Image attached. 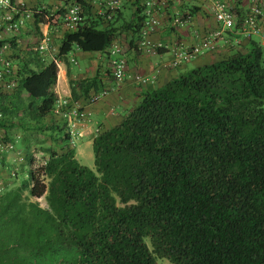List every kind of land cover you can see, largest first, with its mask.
<instances>
[{"label":"trees","instance_id":"16d2710c","mask_svg":"<svg viewBox=\"0 0 264 264\" xmlns=\"http://www.w3.org/2000/svg\"><path fill=\"white\" fill-rule=\"evenodd\" d=\"M78 3L85 20L65 33L59 58L77 48L109 60V48L125 30L130 47H138L140 8L118 27L122 11L112 24L86 1ZM48 13L36 14L34 26ZM222 41L229 43L224 36ZM5 43L19 63L0 82V140L14 144L20 158L7 163L9 153L0 152V264H160L159 258L171 264H264L259 42L252 40L248 53H227L144 92L121 122L96 134L94 170L79 162L70 125L57 114L58 61L48 62L36 50L23 53L17 37L1 39L0 47ZM98 84L96 78L86 83L83 100L90 101ZM21 112L30 124L17 136ZM37 134L50 142L42 145L45 163L32 169ZM20 164L29 173L12 187ZM42 197L48 208L32 201Z\"/></svg>","mask_w":264,"mask_h":264},{"label":"built area","instance_id":"2783aa9c","mask_svg":"<svg viewBox=\"0 0 264 264\" xmlns=\"http://www.w3.org/2000/svg\"><path fill=\"white\" fill-rule=\"evenodd\" d=\"M99 4L95 12L104 20L111 21L114 14L121 9L124 0H98ZM248 12L244 17H239L235 12V8L226 0H136V10L141 9L140 16L143 17L142 39L138 43V50L147 52L151 55H158L160 49L168 48L161 42H153L149 39L152 33L163 27V15L168 10L171 11L168 17V23L174 29H182L188 27L193 21L191 6L195 5L208 14L213 15L218 24V29L214 30L203 39L198 45L186 46L183 43H177L172 49L173 59L171 66L173 69L182 67L190 63L199 55L214 52L218 47V42L223 40V33L235 31L241 26L245 36L255 35L264 30L263 11L260 0H247ZM181 9L176 10V6ZM190 6V7H188ZM45 7L38 11H33L25 0H0V40H4V33H21L27 23L34 22L35 15L44 11ZM64 10L63 13L61 11ZM135 10V12H136ZM166 11V12H165ZM85 8L78 1L70 2L68 6L63 5L60 0L57 8L45 17L46 28L52 23L62 22L65 33H72L78 30L84 18ZM42 26L39 24V27ZM41 30V28H40ZM42 31V30H41ZM44 34V38L40 45L35 49L40 53L48 51L51 42L49 30ZM124 47L121 43L115 42L109 48V66L112 71L111 75L116 86H121L127 79V60L123 57L125 54ZM11 52V45L5 43L0 47V82L6 77L11 76L15 70L14 62L7 55ZM134 79L140 85L146 86L152 84L149 78L141 75H135ZM15 83L12 84V87ZM109 90L105 89L101 92H94L90 98V103H96L103 96L108 95ZM15 146L12 143H5L0 140V152L14 151ZM4 187L0 181V193Z\"/></svg>","mask_w":264,"mask_h":264},{"label":"crops","instance_id":"0c3cea01","mask_svg":"<svg viewBox=\"0 0 264 264\" xmlns=\"http://www.w3.org/2000/svg\"><path fill=\"white\" fill-rule=\"evenodd\" d=\"M28 4L29 2H33V0H25ZM38 3H36L39 7L43 6L45 8H48L47 6H57L60 2V0H36ZM78 1V0H75ZM90 5H95V1L98 0H84ZM229 4L232 5L233 8H235V12L238 14L239 17H244L248 12V2L247 0H226ZM63 5L64 2H63ZM176 10L181 9V7L177 6L175 4ZM190 7V6H188ZM191 9H195L194 15H193V21L188 27L182 28V29H174L170 26V23H168V17L166 15H169L171 13L170 10L167 11V13L163 15V27L161 29H158L155 33H152L149 36V39L153 42H161L164 45H166L168 48L164 50L163 53L158 55H151L144 51H139L138 47H135V44L132 45L131 51L126 54L128 68H127V79L125 83H123L121 86H116L115 82L113 81L112 75L109 73L108 63L105 64L104 56L100 53H85L80 51L79 49H74L73 56L76 57V59H83V57H88L87 59L91 57H98L99 59L94 60V65H92L91 60H86L85 65L90 66L91 68H94L95 75L93 77L96 79H99V86H98V92H101L105 89L109 90V95H107L106 98L96 103L93 107H89V112L91 114L92 121H94V125H101V127L98 129V131L107 130L115 125H117L119 122H121L129 112H131L139 103L141 102L142 95L144 92L155 88L165 85L167 82H169L172 78H174L177 74L183 73L187 71V66L184 65L181 67V69L176 70L173 69L171 66V61L173 59V52L172 49L177 43H183L186 46H191L197 44L200 40L199 37H203L206 34L217 30L218 24L215 21V18L213 15L208 14L200 9V7L192 5L190 7ZM166 12V11H165ZM0 21H1V14H0ZM41 30L42 32H47L49 29L46 28V24L41 23ZM264 27V26H263ZM38 30L40 32V28L38 27ZM264 31V30H263ZM24 30L18 34L17 38L25 35ZM124 33L127 32V35L131 34L129 31H123ZM123 33V34H124ZM2 34V33H1ZM24 34V35H23ZM46 34V33H44ZM41 36V35H40ZM224 38L229 39V43L225 44L222 40L218 42V47L214 52L207 53L205 56L198 58L197 60L193 61L192 63L195 64V67L202 66L205 63H213L218 60L227 53L232 52H240V50L243 48L241 45L243 44L246 46L245 48H250L251 44L249 40L247 41L243 37L245 34L242 31V28H239L235 31L230 32H224L223 33ZM120 39V37L118 38ZM21 40V39H20ZM132 38H130L131 43ZM252 40H255L259 42L261 45H263L264 41H262L261 35L253 37ZM19 42V40H18ZM130 45V44H129ZM59 52V51H58ZM49 51H47V55H49ZM241 53V52H240ZM70 55V54H69ZM65 57L67 61V71L70 72L72 76L73 74L77 73V68L72 63V58ZM61 63V64H60ZM59 68L61 69V74L58 76V82L56 86V93L60 97H70L71 96V89L69 87V77L67 74L68 72L65 70H62L61 65H65L64 61H60ZM105 68L104 71L100 70L99 65H104ZM191 64V63H190ZM86 66L83 69H86ZM96 66V68H95ZM76 69V70H75ZM184 70V71H183ZM67 75V76H66ZM135 75H141L146 78H149L152 82V84H148L146 86L140 85L137 83L134 79ZM72 79V78H71ZM69 80V81H68ZM94 89L92 90L91 94H93ZM81 131V130H80ZM85 132V131H83ZM86 131V137L80 139V143L84 145V148H87V146H93V140L96 137L94 134H90ZM16 156L18 154H15V156H7V163L11 162V164H19L18 161H16ZM15 161V162H14ZM19 166V165H18ZM18 169V167H16ZM15 168V169H16ZM14 169V168H13ZM7 171V170H6ZM6 171H3L6 174ZM1 172V173H3ZM21 180H17V182H20ZM17 182L12 181L9 185L12 187L17 186Z\"/></svg>","mask_w":264,"mask_h":264},{"label":"rangeland","instance_id":"374dc122","mask_svg":"<svg viewBox=\"0 0 264 264\" xmlns=\"http://www.w3.org/2000/svg\"><path fill=\"white\" fill-rule=\"evenodd\" d=\"M41 1H45V0H41ZM88 1H92V0H88ZM62 2H64V4L66 6H68L70 4V2L73 3V2H75V0H62ZM135 2H136V0H124L123 1V4H122L123 7L121 6V9L118 10V11L123 12L122 13L123 19H120L117 22L118 27H121L122 25H124L125 20L126 21L132 20L133 14L135 13V10H136V5H135L136 3ZM260 2H261V8L263 11V15H264V0H260ZM29 3L30 4L27 3L28 6L34 12L43 8V6L39 7L36 4V3H38V1H36V0H33V2L30 1ZM94 3H96L95 5H93L94 10H95V9H97L99 1H95ZM47 7L48 8H45L44 11H47L49 13H51L53 10H55L57 8V6H53V5L50 7L49 6H47ZM84 20H85V15H84L83 21ZM112 20H114V18ZM83 21H82V23H83ZM48 22L49 21L46 20L44 22V24H47ZM112 24H116V22L112 23ZM263 25H264V16H263ZM49 26H50L49 27V33H47V34L51 38V42H50V45L48 47V51L50 53H49V55H47V51L44 52L43 54L40 52H38V53H40V55H43L48 60V62L52 61V60H56L59 63L61 60L64 61L65 65L62 64L61 68L65 72V70L67 71V64L68 63H67L65 58H59L58 57L59 47H60L61 41L65 35V30L63 29L62 22H60V21L57 23L51 22V24ZM38 27L34 26V22H32V21L28 22L26 27L24 28V32H23L25 35L23 34L24 35L23 38H21V37L18 38V40H19L18 44L20 45L19 49H22L23 53L35 51V49L40 45L41 41L43 40L44 33L41 30L39 32ZM240 27L241 26H238L235 30H238ZM39 28H41V26ZM123 33L124 32H122V34L119 36L120 39L117 40V42L121 43V46H123L125 48L124 49V51H125L124 57H125V59H127L126 54H128V52L131 51V48L129 45L131 36L127 35L126 34L127 32H125L124 34ZM18 34L19 33H13V34L12 33L11 34L4 33V37H7V39L12 40L14 37H17ZM259 35H261L262 41H264V31H262L258 34H255V35L244 36L243 38L246 39L247 41L249 40V42H251L253 37H256ZM241 46L243 47L240 50V52L242 54L249 52L250 48H245L246 46H244L243 44ZM262 46L264 47V43ZM7 55L9 57H11L12 51H11V53H9ZM227 55L228 54H226L222 58L227 57ZM69 57L72 58L71 61L75 65V67L77 68V73L73 74V72H72V76H71L70 72L67 71L68 72L67 75L70 76L69 77L70 82H68V83H69V87L71 89V96L70 97H64V96L60 97L58 95L59 96V102H58L57 107H56V110L58 113L57 112L56 113L58 115L63 114L62 118L65 121H67L68 125H70L69 129L72 131V136L74 137V141L77 144V146H76L77 147V158H78L79 162L82 165L87 166V167L94 170L95 169V162H94L93 147L87 146V148H84V145H82V143H80L79 140L86 137V131L88 133H90L91 135L92 134L96 135L98 133V129L101 127V125H97V126L94 125V121H92L91 114H90L88 108L93 107L96 103H98L99 101L106 98L107 95L103 96L96 103H90V101L86 102L82 98L83 87H85L86 83L88 81H91L95 75L94 68H91L90 66H86L85 61L91 60V62H92L91 64L94 65V63H93L94 60H97L99 58L98 57H91V58L87 59L88 57H83V59H81V58L76 59V57L73 56V53H71L69 55ZM222 58H220V59H222ZM104 59H105V64L107 65L108 59L105 57H104ZM14 61H15L14 66H17L18 65L17 63H19V62L16 60H14ZM105 64L99 65L100 70L104 71V68L106 67ZM263 65H264V63H263ZM85 66H86V69H83ZM194 67H195V64L191 63L187 66V70H190ZM95 68H96V66H95ZM108 68L110 69L109 63H108ZM60 72H61V69H60ZM60 72H59V75L61 74ZM74 93H76V96L74 95ZM22 101L26 102V96L24 94L22 96ZM27 119H28L27 116L22 114V112L17 115L16 124H15L14 129H13V131H15L17 136H21L22 132L24 131V128L30 124L28 122L29 120H27ZM31 125H33V124H31ZM31 130L32 129H30L28 131H31ZM83 131H85V132H83ZM90 134H87V135H90ZM32 142L34 143V146H35V144L38 145V147H36V149L34 147V150H35L34 157H35L36 162H35V165L32 167V169H38L40 166H42L45 163V156L42 152L43 151L42 147H44V146H42V145H45V143H47V145H49L50 141H49V139H45V137H42L41 134H37V138L36 139L33 138ZM15 154H17V152L11 151V152H9L8 156H15ZM16 158H17L16 161H19V159H18V158H20L19 155L16 156ZM22 165L23 164H20L18 169L16 168L18 171L20 170V176L17 177V180L20 179L21 181H24V177L27 176L30 168L26 167V169H23V171H22L23 173H22L21 172V170H22L21 168L23 167ZM21 183L22 182H17V185H20ZM32 201H37L41 205V207L48 208V203H47V200L45 197H42L41 199H32ZM147 242H148L150 248L152 249L150 241L147 240ZM158 262L160 264H171L170 261H168L166 259H161V258L158 259Z\"/></svg>","mask_w":264,"mask_h":264}]
</instances>
